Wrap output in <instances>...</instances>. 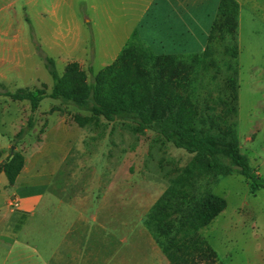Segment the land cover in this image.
Listing matches in <instances>:
<instances>
[{
    "label": "rangeland",
    "instance_id": "obj_1",
    "mask_svg": "<svg viewBox=\"0 0 264 264\" xmlns=\"http://www.w3.org/2000/svg\"><path fill=\"white\" fill-rule=\"evenodd\" d=\"M220 1L205 2L206 8L197 12L200 24L191 28L192 48L189 52L175 55L191 64L193 57H201L209 45L214 49L213 56L207 59L208 71L201 68L189 78L197 84L200 99H207L210 95L214 98L227 97L231 75L227 65L236 63L238 113L232 121L236 124L241 151L264 177V0H236L240 5L237 28L239 55L236 60L228 51L229 39H222V21L217 20ZM92 4L87 0H67L56 15L48 13L40 24L38 19L29 25L24 19L16 17L14 60L0 66V77L7 79L0 81V92L14 93L29 88L44 89L51 93L54 80L46 68V57L55 61L59 74L64 73L68 63L78 62L90 82L106 67L119 68L121 63L113 60L129 42L130 33L136 24L132 23L124 31L125 27L119 18L125 11L122 2L104 3L114 18L113 22H106V18L99 13V26L93 27L91 31L83 27V33L72 35L78 42L73 52L70 51L71 54L54 45L56 37L63 39L67 23L73 19L72 14L90 13L94 16L88 10ZM192 4L198 6V3ZM129 6L127 3L126 7ZM160 6L162 11L159 12L158 20L162 21V26L158 25L157 29L146 24L144 32H151L134 34L130 41L135 43L142 37L144 44L155 54L172 55L171 36L166 33L167 27L164 26V23L169 22L171 13L168 4L162 2ZM214 23H217L218 30L214 34L215 39L210 42ZM23 38L26 41L28 38L30 43L24 45ZM77 115L93 118L91 112L47 97L34 115V130L20 140L16 136L27 127L32 116L30 105L0 95V148L9 144L8 148L0 151V163L18 153L24 159V166L28 165L30 170L29 178H20L14 188L9 186L5 177L1 185L0 204L11 199L14 204L16 200L13 193L23 197L28 187L33 188L35 193L54 192L63 173L70 170L71 160L68 158L66 161V156L77 153L81 158L78 179L74 185L81 191L94 181L92 194L95 203L100 196L99 182L104 179L106 183L108 180L111 184L123 183L124 167L129 177L128 186H141L144 191L150 188L146 192L150 193L149 201L152 203L167 190L169 179L177 176L193 158V155L176 148L152 131L138 132V126L134 123L120 120L108 122L98 117L81 128L74 120ZM13 146L15 150L12 154ZM86 155L90 156V160L85 161ZM110 175H114V178H109ZM5 185L6 191L3 189ZM210 190L223 196L228 203L226 210L210 226L200 231L201 236L216 251L218 264H264V189L251 194L248 179L232 175L220 178ZM47 200L54 202L53 195L49 194ZM26 228H30V225ZM18 233L16 231L17 238L23 242L25 233ZM34 234L38 241L39 233L36 231ZM18 247L22 248L23 244ZM30 248L31 244L27 249ZM6 250L0 243V253H6Z\"/></svg>",
    "mask_w": 264,
    "mask_h": 264
},
{
    "label": "trees",
    "instance_id": "obj_2",
    "mask_svg": "<svg viewBox=\"0 0 264 264\" xmlns=\"http://www.w3.org/2000/svg\"><path fill=\"white\" fill-rule=\"evenodd\" d=\"M239 12L236 0H221L217 11V20L221 19L224 29L222 39H229L228 51L235 60L239 55ZM217 30L214 23L210 42ZM213 54L209 45L201 57H193L189 64L176 55L155 54L138 40L125 51L119 68L106 67L91 82L78 62L69 63L59 74L55 61L46 57V68L54 80L51 93L24 88L0 95L30 105L32 116L16 136L20 140L34 130V115L49 97L91 112L93 118L134 123L138 132L152 131L193 155L188 165L169 179L167 190L150 209L144 223L171 264H218L216 251L200 231L210 226L228 203L210 187L220 178L240 175L248 179L250 193L255 194L264 189V177L241 151L232 121L238 113L236 63L227 65L231 75L225 98L210 95L200 99L197 84L189 79L201 68L208 71L207 59ZM93 118L77 115L74 120L84 128ZM4 161L0 163V172L9 185H14L24 168V159L15 153Z\"/></svg>",
    "mask_w": 264,
    "mask_h": 264
},
{
    "label": "crops",
    "instance_id": "obj_3",
    "mask_svg": "<svg viewBox=\"0 0 264 264\" xmlns=\"http://www.w3.org/2000/svg\"><path fill=\"white\" fill-rule=\"evenodd\" d=\"M65 1L67 0H0V66L14 60L16 17L24 19L29 25L34 19H38L40 24L48 13L56 15ZM87 1L93 3L88 10L94 16L90 13L72 14L73 19L68 21L63 39L56 37L54 40V45L68 54L77 47L78 41L75 42L72 35L83 33V27L90 28L91 31L93 27L99 26L97 18L101 13L106 22L114 21L104 4L111 1L124 4L122 9L125 11L119 16L125 27L124 31L132 23H136L128 43L134 34L151 32H144L146 24L157 29L158 25L162 26V21L158 20L159 12L162 11L160 4H168L170 20L164 26L167 27L166 33L171 36L172 55L189 52L192 48L191 28L200 24L197 12L206 8L207 0ZM192 2L198 3V6ZM127 3L130 4L128 8ZM201 3L204 4L202 7ZM140 41H144L142 37ZM28 42V38L27 41L24 39V45ZM128 43L113 62H122L125 51L134 42L127 47ZM6 80V77H0V81ZM8 147L9 144H5L0 151ZM68 158L71 160L70 170L63 173L54 192L35 193L33 188L28 187L23 197L13 193L15 200H18V207L11 203L12 199L0 204V243L7 249L6 253H0V264H171L144 223L150 209L166 190L150 203L151 195L146 192L150 188L144 191L141 186H128L129 177L124 167L123 183L111 184L110 180L106 183L104 179L99 182L100 196L95 203L92 194L95 189L92 185L95 184L94 181L81 191L74 185L78 179L81 156L78 153L66 156V161ZM88 159L90 160V156L86 155L85 161ZM29 175L30 170L26 165L15 184L9 186L14 188L20 178L27 180ZM5 177L0 172V195ZM109 178H114V175ZM3 189L6 191V185ZM49 194L53 195L54 202L47 200ZM28 224L30 228H26ZM16 231L23 235L25 233L23 242L17 238ZM36 231L39 233L38 241L34 234ZM22 244V248L18 247ZM30 244L32 248L27 249Z\"/></svg>",
    "mask_w": 264,
    "mask_h": 264
},
{
    "label": "built area",
    "instance_id": "obj_4",
    "mask_svg": "<svg viewBox=\"0 0 264 264\" xmlns=\"http://www.w3.org/2000/svg\"><path fill=\"white\" fill-rule=\"evenodd\" d=\"M14 206H15V207H18V200H16V201L14 202Z\"/></svg>",
    "mask_w": 264,
    "mask_h": 264
},
{
    "label": "water",
    "instance_id": "obj_5",
    "mask_svg": "<svg viewBox=\"0 0 264 264\" xmlns=\"http://www.w3.org/2000/svg\"><path fill=\"white\" fill-rule=\"evenodd\" d=\"M14 150H15V146L12 147V151H11L12 154L14 153Z\"/></svg>",
    "mask_w": 264,
    "mask_h": 264
}]
</instances>
